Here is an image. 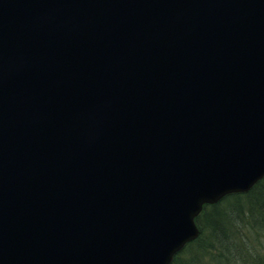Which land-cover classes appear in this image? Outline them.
<instances>
[{
    "label": "water",
    "instance_id": "95a60500",
    "mask_svg": "<svg viewBox=\"0 0 264 264\" xmlns=\"http://www.w3.org/2000/svg\"><path fill=\"white\" fill-rule=\"evenodd\" d=\"M264 176V0H0V264H169Z\"/></svg>",
    "mask_w": 264,
    "mask_h": 264
},
{
    "label": "rangeland",
    "instance_id": "374dc122",
    "mask_svg": "<svg viewBox=\"0 0 264 264\" xmlns=\"http://www.w3.org/2000/svg\"><path fill=\"white\" fill-rule=\"evenodd\" d=\"M218 210L216 214H212L214 222L224 228V233L230 241L232 255L227 258L225 256L227 253L220 254L217 250L212 251L206 255L208 258L213 259L207 264H264V222L262 220L263 223L257 222L256 217L258 214L252 196L249 194L241 196V216L229 213L230 210L224 209V207ZM219 213L220 215H226V217L219 216ZM201 242L193 243L192 248L189 250L187 248L180 255L179 262L181 264H192L196 257L203 254V251H208L206 246L212 244L213 240H210L207 245L199 246ZM204 261L203 256L201 264H205Z\"/></svg>",
    "mask_w": 264,
    "mask_h": 264
},
{
    "label": "trees",
    "instance_id": "16d2710c",
    "mask_svg": "<svg viewBox=\"0 0 264 264\" xmlns=\"http://www.w3.org/2000/svg\"><path fill=\"white\" fill-rule=\"evenodd\" d=\"M246 194H249L250 196H252V199L256 207L257 214H258L256 217L257 222L263 223L264 222V177L261 180H259ZM242 195H245V194H239V193L229 194L216 204L205 205L202 213L198 217H196V222L199 226V229L201 230L200 235L198 236L197 239L188 243L185 246V248L174 257L171 264H181V262H179L180 255L183 252H185L187 248L188 250L191 249L193 243L197 241H200V242L202 241L199 245V246H202V245H207V243L210 240H213L212 244H210L209 246H206L208 251L206 252L203 251L202 252L203 254L196 257L195 260L192 262V264H201L203 256L205 258L204 263L207 264L210 260H213V259L208 258L206 255H208L209 253L215 250H217L220 254L227 253L225 254V256L227 258L230 257L232 255L230 241L227 239L226 234L223 231L224 228L221 225L217 226L216 224L218 223L214 222L213 215L219 211L218 209H221L224 207V209L230 210L229 213H232V214L235 213V216H241L240 198ZM218 215L219 216L223 215L224 218L226 217V215L224 214L220 215L219 213Z\"/></svg>",
    "mask_w": 264,
    "mask_h": 264
},
{
    "label": "bare ground",
    "instance_id": "6f19581e",
    "mask_svg": "<svg viewBox=\"0 0 264 264\" xmlns=\"http://www.w3.org/2000/svg\"><path fill=\"white\" fill-rule=\"evenodd\" d=\"M217 226H219V224H216ZM224 231V230H223ZM229 236V235H228Z\"/></svg>",
    "mask_w": 264,
    "mask_h": 264
}]
</instances>
